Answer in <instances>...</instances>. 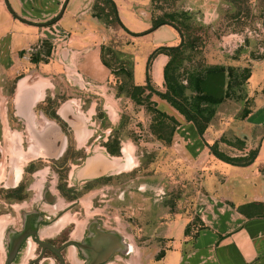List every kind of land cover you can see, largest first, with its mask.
<instances>
[{
  "label": "crops",
  "instance_id": "obj_1",
  "mask_svg": "<svg viewBox=\"0 0 264 264\" xmlns=\"http://www.w3.org/2000/svg\"><path fill=\"white\" fill-rule=\"evenodd\" d=\"M95 1L0 0V76L4 78V83L13 78L12 90L9 92L12 113L15 119L19 120V131H24L29 140L24 146L20 142L19 146L12 147V153L16 154H13L14 157H20L21 150L30 151L32 154L47 151L55 153L64 147L65 133L54 119L44 112L43 107L46 104H49L56 115L67 124L76 148L88 149L92 144L94 151L99 149L106 151L99 142L95 144L89 140L93 136L94 138L102 136L103 140L112 136L110 132H97L95 127H100L103 131L106 128L110 129L108 126L114 124L112 121L118 115L117 107L120 104L119 102L118 106L110 104L107 100L120 99L121 95L115 94L114 85L105 91L107 83L111 80L114 83V77L107 66V77L94 76L96 72L92 71L90 68L92 65L85 60L87 54H94L95 59L102 64L100 54H111L107 48L112 49L114 57L129 62L132 80L138 83L133 79L134 59L131 58V55L137 52L134 47L130 48L131 43H135L137 39L143 42L142 39L149 36L152 43L148 47L144 45L142 52L146 59V54L154 47L178 41L177 31L168 24H160L142 34H131L136 30L126 26L122 13L131 14L133 18L142 20L146 27L140 30H145L150 25L151 0H113L116 14L127 30L124 28L122 30L117 23H105L95 16L93 14ZM256 1L259 9L264 8L263 0ZM181 2L184 8L199 16L202 14L208 16L210 21L215 20L219 9V0ZM52 18L54 19L50 25L41 24ZM53 30L64 32L68 37V40H65L59 35L60 40L54 41L53 49L59 59L47 57L46 61L31 60L32 55L29 54L33 53L29 48L37 47L38 51L34 54H41L43 48L39 43L44 40L52 44L51 41L56 38ZM112 32L117 36L122 34L120 36L125 39L123 45L119 46L116 43ZM158 57L159 62L156 61ZM166 59L164 53H157L150 61V64L154 62L159 67L157 78L154 76L153 68L150 65L148 68L151 82L155 86L162 85L161 70ZM51 62L57 63L59 68H48L47 64ZM246 64L250 69L246 79L249 98L237 101L240 102L238 106L241 109L244 106L247 108L246 111L236 110L232 113L228 111V115L219 117L224 119L218 120L214 126L209 123L201 134L196 131L190 120L184 119L182 114L165 100L159 97L157 100L153 98V94L151 95L156 105L161 104L160 109L178 120L170 143L162 145L157 139L155 142L173 151L172 155L176 157L175 165L186 164L182 174L187 171L191 176L195 190L192 209L197 219L184 234V225L191 219L188 208L172 211L170 205L165 203V196L156 192H152L150 197L139 194L140 199L136 203L140 204L139 207L143 210L135 208V219H143L150 234L156 233L161 236L162 244L159 248L163 250L159 258L153 256L152 260L145 264H150L151 261H157L158 264H264V58L250 57ZM253 64L262 66L259 68L261 77L257 85L249 86L248 79L254 70ZM58 79H63L64 88L59 90L64 91L66 97L58 94L60 93L58 90H54V83H58ZM143 79L144 72L141 82ZM81 86L87 90L84 96H89L86 103L80 102L73 92ZM88 92L98 93L102 100L95 96L93 102ZM96 98L99 102L95 101ZM96 110L100 115L95 114ZM225 120L228 121V140L233 141L238 137L243 141V146L237 148L217 141L218 148L229 155L244 154L250 149H256L250 163L232 164L210 153L207 144L218 139L223 131L221 124ZM117 121L119 122L118 118ZM29 128L35 134L36 132L42 134L45 140H33L31 138L33 133H29ZM47 129L52 131L44 135L43 132ZM95 132L97 134L94 135ZM36 137L37 135H34V138ZM50 138L55 142H49ZM117 138L123 163L119 165L117 157L111 156L113 158L111 165L129 170L122 166L125 164L124 149L131 157V168L135 165V159L131 154L132 142L126 137L122 140L119 135ZM20 160L23 165V158L20 157ZM124 170L113 174H119ZM164 172L170 175L171 170ZM130 202L129 199L122 201L119 197L118 208H126ZM61 214L62 212L56 218ZM123 234H127L126 230ZM136 248L137 243L135 250Z\"/></svg>",
  "mask_w": 264,
  "mask_h": 264
},
{
  "label": "rangeland",
  "instance_id": "obj_2",
  "mask_svg": "<svg viewBox=\"0 0 264 264\" xmlns=\"http://www.w3.org/2000/svg\"><path fill=\"white\" fill-rule=\"evenodd\" d=\"M181 1L174 0L171 7L188 10L184 8ZM256 2V0L255 2L252 0H219L217 15L215 20L211 21L208 16L205 17L203 14L199 16L188 10L194 21L208 25L203 33L200 32L203 42L200 43V47H197L193 54H190V62L193 63L199 60L205 64H230L243 67L248 66L246 64L248 58H258L255 56L264 53V17L259 15V7ZM164 7L169 9L167 4ZM238 10L239 12L236 13ZM122 15L128 28L139 32L142 31L140 29L146 27L142 20L133 18L131 14L122 13ZM111 34L119 46L124 44L125 39L120 36L122 34L119 36L113 32ZM238 38L240 41H238ZM243 39H245V42H243ZM142 40L144 43L137 39L135 43H131L132 46L130 45V48L134 47L137 52V54L131 55V58L134 59L133 79L138 83L141 82L144 72L145 54H142L145 48L144 45L148 47L152 43L149 36ZM105 58L110 60L111 67H116L122 61L114 57V54H105ZM159 59L160 57L156 58V61L159 62ZM85 60L92 65V67L90 66L92 71L96 72L94 76L97 78L108 76L106 65L99 63L94 54H87ZM189 64L186 63V66H190ZM150 66L157 78L159 76L157 63L152 62ZM47 67L59 68L57 63L53 62L47 64ZM252 67L254 70L248 79L249 86L257 85L261 77L259 68H262V66L253 64ZM80 68L83 69L81 66ZM0 77V218H6L5 213L9 217H16L21 209H28L37 205L41 209L54 212L55 219H57L54 228L58 232L64 228H69L73 230L71 234L74 235L80 231L89 219L102 221L105 226L116 229L122 234L126 230L127 238L130 235L133 236L137 248L128 258L118 260L119 263L117 264H145L147 261L152 260V257L161 248H159L162 244L161 236L156 233L150 234L143 219H135V208L143 210L139 207L141 205L136 203V201L139 202V194L143 197H150L152 192H156L165 196V203L170 205V210L176 211L186 207L190 211L192 221L196 223L197 218L192 209L195 201L193 182H191L189 172L184 171L185 174H182L186 164L175 165L176 157L172 155L173 151L164 148L162 146L163 142H161L162 145L156 143L157 138L150 133L148 128L149 113L145 112L142 106L134 105L130 99L122 95L120 99L109 98L107 100L110 104L115 105L118 102L120 104V106L117 104L118 115L112 121L114 124L108 126L110 129L106 128L103 131L102 128L94 125L99 133L113 132L117 136L119 135L122 140L126 137L127 140L132 142L130 144L131 154L135 159V165L132 168L131 157L124 149V167L129 170L84 182L82 181L83 178H80L81 173L78 170L79 160L74 159L76 155L67 152L63 158L54 161V163H51V158L46 156L35 159L31 168L39 167L40 169L34 173H30L28 170L21 172L20 170L16 179L13 164L17 157L13 156L12 147L19 146L20 142L24 146L29 140L26 138L24 131H19V120H16L12 113L9 92L13 78L4 83V78ZM57 81L58 83H54V90H58L60 92L58 94L66 97L65 92L59 90V88H64L62 85L63 79ZM113 85L114 83L111 80L106 84L105 91L107 92L108 87H113ZM161 86L156 85L157 88L163 89V86ZM246 87L245 81L241 91L244 95L239 97L230 96L217 103L208 124L211 123L214 126L218 120L224 119L222 118L225 116L224 114L228 115V111L231 113L236 112V110L240 111L241 107L238 106L240 103L237 102L238 99L247 98L248 100L249 98ZM73 92L76 93V97L79 98L80 102L84 101L86 103L89 98V96H84L87 90L82 86L77 87ZM88 94L93 98V102L95 96H99L102 100L101 95L96 92H88ZM152 96L158 98L156 95ZM151 100L153 99L151 98ZM95 101L99 102V99L96 98ZM156 106L160 107L161 104ZM220 116L222 117L219 118ZM221 125L223 131L220 135L228 139V121L225 120ZM112 128L114 129L112 130ZM100 140V136H97L93 143L97 144V141ZM19 155L25 160L24 164L34 156L27 150H21ZM79 156L82 157L84 154H79ZM170 156L172 157L170 158ZM24 164L22 167H24ZM166 170H171L170 175L164 172ZM12 175L11 183L16 182L23 186L22 192L24 195L19 199L12 197L16 196L17 193L10 192L13 187L10 186L9 182L4 181ZM43 189L52 196V202H46L41 198ZM118 195L122 201L131 200L126 208H118ZM127 195L131 196L128 197ZM61 212L62 214L56 218ZM65 217H67L66 220H63ZM2 228L3 226L0 227V234ZM1 260L2 247L0 243V262ZM109 264L115 263L111 262ZM150 264H158V262L151 261Z\"/></svg>",
  "mask_w": 264,
  "mask_h": 264
},
{
  "label": "trees",
  "instance_id": "obj_3",
  "mask_svg": "<svg viewBox=\"0 0 264 264\" xmlns=\"http://www.w3.org/2000/svg\"><path fill=\"white\" fill-rule=\"evenodd\" d=\"M151 1L152 9L149 27L139 32H131V34H142L160 24H168L177 31L178 41L174 44H160L147 54L144 63L143 82H133L129 62L122 60L116 67H111L110 60L105 58V54H100V57L101 62L109 68L110 73L114 77L115 94L127 97L134 105L142 106L144 111L150 115L148 122L150 133L164 144H168L171 141L178 120L172 114L157 107L155 101L150 98L152 94L165 100L177 112L182 114L184 119L190 120L194 124L196 131L201 134L213 116L214 107L217 103L230 96L239 97L244 95L241 93L242 85L248 78L250 69L249 66L205 64L199 60L193 63L190 62V54H193L197 47H200V43L203 42L200 32L203 33L205 28H208V25L194 21L186 9L171 7L174 0ZM166 4L169 9H165L166 7L164 6ZM262 6H264V0ZM93 10V14L105 23H117L127 30L116 14L113 0H96L93 4ZM238 12L239 10L236 11V13ZM259 15L264 17V8L259 9ZM53 19L41 24H49ZM243 42H245V39H243ZM39 45L43 48L42 53L32 55L30 59L33 61H46L49 43L41 40ZM107 50L114 54L112 49L107 48ZM157 53H164L167 56L161 70L163 89L157 88L151 82L148 72L150 61ZM255 57L264 58V53ZM186 63H190V66H186ZM11 90L12 86L10 87V92ZM43 109L50 117H57L54 109L49 104L44 105ZM246 109L244 106L241 112H245ZM97 114L100 115V112L98 111ZM110 134L112 136L108 137L103 142V145L108 153L118 155L120 154L119 140L115 133L112 132ZM217 141H223L237 148L243 146V141L238 137L230 141L220 135L218 139L207 144L210 153L225 162L239 165L248 164L256 154V149H250L244 154L229 155L218 148ZM22 188L23 186L18 184L10 192L17 193L16 197L21 198L24 195ZM192 224L194 222L190 219L184 225V234L188 232V228ZM162 253L163 250L160 248L156 252L155 257L159 258Z\"/></svg>",
  "mask_w": 264,
  "mask_h": 264
},
{
  "label": "flooded vegetation",
  "instance_id": "obj_4",
  "mask_svg": "<svg viewBox=\"0 0 264 264\" xmlns=\"http://www.w3.org/2000/svg\"><path fill=\"white\" fill-rule=\"evenodd\" d=\"M97 112L98 110L95 114ZM51 118L65 133L64 147L56 152V157L47 155L54 153L52 151L36 153L24 164L21 172L28 170V172L34 173L40 169L39 167L31 168V166H33V161L41 156L51 158L50 162L54 163L69 152L76 155L74 159L79 160L77 165H80L86 154L96 153L92 144L88 149L85 147L76 148L67 124L58 116ZM93 138L94 136L89 141L93 142L95 139ZM100 138L101 140L97 142L103 145L106 140H103L102 136ZM50 141L51 143L55 142L51 138ZM79 154H84V156L80 157ZM110 174L113 173H104L82 181L86 182ZM12 177L13 175L4 181L15 187L18 183H11ZM12 197L19 199L16 196ZM41 198L46 202H52L53 199L45 189L42 190ZM5 216L7 221L0 234L1 264H109L111 262L117 264L118 260L128 258L135 251L136 241L133 236L130 235L127 238L126 235L105 226L102 221L96 219H89L80 231L72 235L73 230L69 228L58 232L54 228L56 221L54 212L41 209L37 205L21 209L16 217H9L6 213ZM20 233L24 234L22 238L19 237Z\"/></svg>",
  "mask_w": 264,
  "mask_h": 264
},
{
  "label": "water",
  "instance_id": "obj_5",
  "mask_svg": "<svg viewBox=\"0 0 264 264\" xmlns=\"http://www.w3.org/2000/svg\"><path fill=\"white\" fill-rule=\"evenodd\" d=\"M50 129L45 130L44 135H48L50 133ZM29 133H33L31 138L34 139H38L41 141H44L45 138L42 136V134L36 132H33L32 129L29 128ZM34 135L37 137L34 138ZM57 151V150H56ZM120 152V151H119ZM32 154V152H30ZM34 154V153H33ZM47 154V153H46ZM35 155V154H34ZM49 157H56V152L52 153V154H47ZM111 156H116L117 160L120 163H123V155L120 152V155H110L108 154V152L104 151V149H99V151L97 150L96 153H93L91 155L86 154L85 158L83 160V162L78 165V170L80 171V178L83 179H88V178H92V177H96L98 175L104 174V173H115L118 172L120 170H124L121 168V166L115 168L114 164L111 165L112 163V157ZM33 157V156H32ZM12 185V184H10ZM24 234L19 235L20 238L23 237ZM16 245V244H15ZM15 245L13 246V248L15 247Z\"/></svg>",
  "mask_w": 264,
  "mask_h": 264
},
{
  "label": "built area",
  "instance_id": "obj_6",
  "mask_svg": "<svg viewBox=\"0 0 264 264\" xmlns=\"http://www.w3.org/2000/svg\"><path fill=\"white\" fill-rule=\"evenodd\" d=\"M48 25V24H47ZM49 25H50V23H49ZM53 31H55L54 33H55V35H56V38L53 40V41H51V43L52 44H49V46H48V53H47V57H50V58H57V59H59V56H58V54H55L56 52H55V50L53 49V46H54V44H55V40L56 41H59L60 40V37H59V35H61V36H63L64 37V39L65 40H68V37L67 36H65V33L64 32H59L58 30H53ZM29 51L31 52V53H37V51H38V49H37V47H31V48H29Z\"/></svg>",
  "mask_w": 264,
  "mask_h": 264
},
{
  "label": "bare ground",
  "instance_id": "obj_7",
  "mask_svg": "<svg viewBox=\"0 0 264 264\" xmlns=\"http://www.w3.org/2000/svg\"><path fill=\"white\" fill-rule=\"evenodd\" d=\"M16 157V156H15ZM22 159V158H21ZM25 161V160H24ZM14 172H15V178L17 179L18 178V176H19V172H20V170H21V168H22V164H21V160H20V157H17V159H15L14 160ZM122 167H124V165L122 166ZM66 218L67 217H65V219H63V220H66ZM6 220V218H0V227L1 226H3L4 225V223L6 222L5 221ZM43 233V232H42ZM1 263V262H0Z\"/></svg>",
  "mask_w": 264,
  "mask_h": 264
}]
</instances>
